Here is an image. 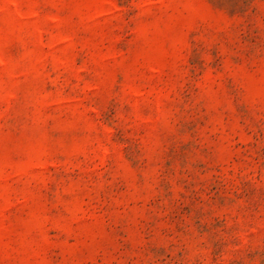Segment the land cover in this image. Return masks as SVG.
Listing matches in <instances>:
<instances>
[{
  "label": "rangeland",
  "instance_id": "obj_1",
  "mask_svg": "<svg viewBox=\"0 0 264 264\" xmlns=\"http://www.w3.org/2000/svg\"><path fill=\"white\" fill-rule=\"evenodd\" d=\"M0 264H264V0H0Z\"/></svg>",
  "mask_w": 264,
  "mask_h": 264
}]
</instances>
